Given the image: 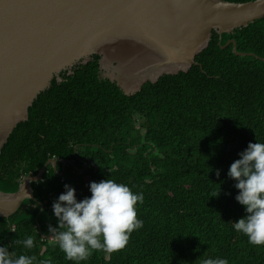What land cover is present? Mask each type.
<instances>
[{
	"label": "trees",
	"instance_id": "obj_1",
	"mask_svg": "<svg viewBox=\"0 0 264 264\" xmlns=\"http://www.w3.org/2000/svg\"><path fill=\"white\" fill-rule=\"evenodd\" d=\"M230 40L238 52L254 56L236 55L233 44L223 48ZM262 59L264 19L233 34L214 33L190 71L165 75L134 95L101 77L98 55L71 75L63 72L0 155L5 193L58 160L57 170L50 164L33 183L36 201L0 219V246L50 264H74L50 238L49 226L58 227L53 202L66 184L82 201L91 196L92 182L115 179L144 194L137 206L143 227L125 249L95 250L81 264H200L205 254L229 264H264V247L250 245L230 224L246 211L228 177L249 143H264ZM27 236L33 248L14 249L13 241Z\"/></svg>",
	"mask_w": 264,
	"mask_h": 264
},
{
	"label": "water",
	"instance_id": "obj_2",
	"mask_svg": "<svg viewBox=\"0 0 264 264\" xmlns=\"http://www.w3.org/2000/svg\"><path fill=\"white\" fill-rule=\"evenodd\" d=\"M261 19L264 0H0V155L54 79L62 82L63 72L73 74L95 55L101 77L134 95L165 75L190 71L214 33L233 34ZM231 44L236 55L254 56L238 52L235 40L223 48ZM120 45L132 55L118 58ZM149 57L159 68L128 89L120 70ZM50 164L57 170L58 160H50L39 174L23 177L17 192L0 190V219L15 215L26 200L36 201L33 183L43 179Z\"/></svg>",
	"mask_w": 264,
	"mask_h": 264
},
{
	"label": "clouds",
	"instance_id": "obj_3",
	"mask_svg": "<svg viewBox=\"0 0 264 264\" xmlns=\"http://www.w3.org/2000/svg\"><path fill=\"white\" fill-rule=\"evenodd\" d=\"M233 162L228 177L236 181L237 202L244 206L246 215L230 222L232 228L247 237L250 245L264 247V143H249L247 149ZM219 177L220 172L217 171ZM91 196L78 200L71 185L53 202L52 208L58 227L49 226L50 238L55 241L67 260L74 264L86 261L95 250L115 253L125 249L131 234L143 227L137 206L143 204L144 194L134 192L128 185L115 179L92 182ZM220 195V192H219ZM218 195V196H219ZM216 197V196H214ZM25 249H32L31 236L13 241ZM200 264H229L219 256L206 254ZM0 264H50L26 252L17 254L8 246H0Z\"/></svg>",
	"mask_w": 264,
	"mask_h": 264
},
{
	"label": "bare ground",
	"instance_id": "obj_4",
	"mask_svg": "<svg viewBox=\"0 0 264 264\" xmlns=\"http://www.w3.org/2000/svg\"><path fill=\"white\" fill-rule=\"evenodd\" d=\"M135 50H137V47H135ZM135 50L133 48V54ZM131 55L132 53H130L129 48L126 46H121L116 54L118 58H122V59L125 56H131ZM149 58L150 59H147L144 62V64L140 66L137 64L133 66V62H131L129 66H124L120 70L119 77L122 80L123 85H125L128 89H132L135 86H137V82H139L141 79H144L154 74L155 71L154 72L152 71L155 68H159L157 67V65H159V62L156 61L154 58L151 57Z\"/></svg>",
	"mask_w": 264,
	"mask_h": 264
},
{
	"label": "rangeland",
	"instance_id": "obj_5",
	"mask_svg": "<svg viewBox=\"0 0 264 264\" xmlns=\"http://www.w3.org/2000/svg\"><path fill=\"white\" fill-rule=\"evenodd\" d=\"M104 75H109V72L103 71L102 76H104Z\"/></svg>",
	"mask_w": 264,
	"mask_h": 264
},
{
	"label": "flooded vegetation",
	"instance_id": "obj_6",
	"mask_svg": "<svg viewBox=\"0 0 264 264\" xmlns=\"http://www.w3.org/2000/svg\"><path fill=\"white\" fill-rule=\"evenodd\" d=\"M64 170H65V168H64ZM63 173V172H62ZM23 181V180H22Z\"/></svg>",
	"mask_w": 264,
	"mask_h": 264
}]
</instances>
